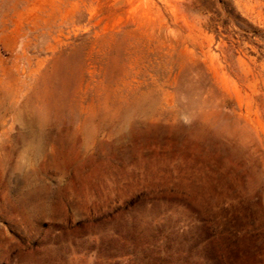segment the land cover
<instances>
[{
    "label": "rangeland",
    "instance_id": "374dc122",
    "mask_svg": "<svg viewBox=\"0 0 264 264\" xmlns=\"http://www.w3.org/2000/svg\"><path fill=\"white\" fill-rule=\"evenodd\" d=\"M0 264H264V0H0Z\"/></svg>",
    "mask_w": 264,
    "mask_h": 264
}]
</instances>
